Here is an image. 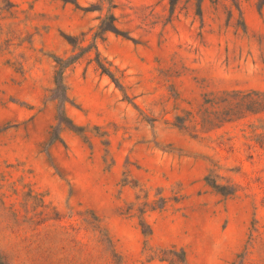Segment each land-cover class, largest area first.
I'll return each mask as SVG.
<instances>
[{
  "label": "rangeland",
  "instance_id": "obj_1",
  "mask_svg": "<svg viewBox=\"0 0 264 264\" xmlns=\"http://www.w3.org/2000/svg\"><path fill=\"white\" fill-rule=\"evenodd\" d=\"M169 1L0 0L2 263L264 264V5Z\"/></svg>",
  "mask_w": 264,
  "mask_h": 264
},
{
  "label": "trees",
  "instance_id": "obj_2",
  "mask_svg": "<svg viewBox=\"0 0 264 264\" xmlns=\"http://www.w3.org/2000/svg\"><path fill=\"white\" fill-rule=\"evenodd\" d=\"M111 0H108L110 2ZM170 7L173 8L175 4V0H170ZM76 4V3H75ZM264 5V0H261L260 6ZM87 10L97 9L95 7H88ZM115 17L113 13H108L104 17L101 18L100 23L98 25V29L100 32L105 31H111L115 34H121V31L117 28L115 25ZM66 40L69 44H71L73 47L76 46V40L72 36H66ZM86 48H82L79 52L74 53L68 57H62V56H55V70H54V87L52 89V98L57 101V110H58V120L61 122L68 121V117L65 115V109L64 105L66 102L69 101L68 95H67V84L64 80V71L67 67H69L72 63H74L81 54L85 51ZM110 77L111 74L107 73ZM58 128V127H57ZM55 140H61L59 137V130H55V132H52V135L49 139V143H52ZM0 264H4L0 261Z\"/></svg>",
  "mask_w": 264,
  "mask_h": 264
}]
</instances>
